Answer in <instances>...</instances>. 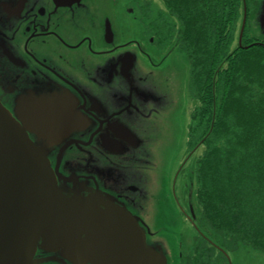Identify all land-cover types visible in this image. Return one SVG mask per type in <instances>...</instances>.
<instances>
[{
    "label": "flooded vegetation",
    "instance_id": "flooded-vegetation-1",
    "mask_svg": "<svg viewBox=\"0 0 264 264\" xmlns=\"http://www.w3.org/2000/svg\"><path fill=\"white\" fill-rule=\"evenodd\" d=\"M57 2L0 0V100L34 141L42 131L57 134L47 149H52L61 186L72 189L70 180H78L114 195L139 218L149 242L162 247L168 264H231L230 251L202 223L191 175L185 183L187 198L178 194L187 158L171 178L161 168L159 193L145 194L149 157L144 158L146 169L130 168L138 152L156 149L151 136H143L144 145L121 139L123 151H109L116 120L137 133L144 120L165 118L161 108L170 91L151 77L166 73L167 52L172 51L156 41L162 7L152 0ZM253 38L264 44V38ZM128 54L135 60L125 76ZM188 224L194 230L191 241ZM36 257L40 264H82L60 252L38 250Z\"/></svg>",
    "mask_w": 264,
    "mask_h": 264
},
{
    "label": "trees",
    "instance_id": "trees-1",
    "mask_svg": "<svg viewBox=\"0 0 264 264\" xmlns=\"http://www.w3.org/2000/svg\"><path fill=\"white\" fill-rule=\"evenodd\" d=\"M162 1L156 41L185 54L199 102L188 146H204L191 175L202 223L230 252H264V44L248 32L257 1L247 0L242 45L243 0Z\"/></svg>",
    "mask_w": 264,
    "mask_h": 264
},
{
    "label": "water",
    "instance_id": "water-1",
    "mask_svg": "<svg viewBox=\"0 0 264 264\" xmlns=\"http://www.w3.org/2000/svg\"><path fill=\"white\" fill-rule=\"evenodd\" d=\"M57 1L71 4L79 0ZM256 1L254 23L260 31L258 38H264V0ZM243 2L240 45L247 23V2ZM125 57L128 61L122 71L129 76L135 56ZM151 77L161 89L170 91L169 101L161 108L165 118L144 120L143 129L138 126L137 133L116 120L115 135L109 138L110 152L123 151L121 139L129 140L132 145L142 141L144 145L143 136L148 135L155 147L166 146L167 131L173 133L169 114L178 105L180 86L166 73L155 72ZM39 133L41 138L34 141L0 100V264H40L42 261L36 257L38 250L60 252L82 264H168L162 247L149 242L139 218L114 195L86 182L79 184L78 180H70L74 183L72 189L59 184L58 178L62 176L52 162V149H47L57 134L53 130ZM143 150V154L137 153L140 158H135L130 170L146 169L144 158L149 157L152 170L144 176L147 183L143 186V193L149 194L159 182L161 157H157L155 149ZM164 151L160 149L159 153ZM151 173L157 175L156 179L150 178ZM191 183L193 186L192 178ZM133 189L137 190L138 186Z\"/></svg>",
    "mask_w": 264,
    "mask_h": 264
},
{
    "label": "rangeland",
    "instance_id": "rangeland-1",
    "mask_svg": "<svg viewBox=\"0 0 264 264\" xmlns=\"http://www.w3.org/2000/svg\"><path fill=\"white\" fill-rule=\"evenodd\" d=\"M152 1L158 7L164 8L165 4L162 0H152ZM255 11L252 10L248 18V32L251 37L260 36L259 28L257 27L256 23H254ZM240 23H241V19L239 24ZM237 36L238 35L236 34V38ZM235 45H237V39ZM164 68H166V73L172 79H174V81L178 83V86H180V97H179L180 104H178L176 109H174L169 114L170 115L169 121L173 133L170 132V129H169V133L167 131L166 147H165L167 148L166 151H164L163 154L159 153L160 146H156L155 150L157 153V157L158 158L161 157L160 160L158 159V162H161L159 166L161 165V167L164 170L170 171V178L175 175L176 171L182 165L183 161L186 158L188 159L185 169H183V172L178 178V194L180 195L181 198L183 197L187 198V190H188L187 185L189 184L188 174L192 175L191 171L195 165V162L201 157L202 153L204 152V146L197 143L198 145H195L196 146L195 151L192 154H189V152L192 149H190L188 146L189 124L191 121V114L195 106L199 104V102L195 100L189 93V83H190L189 62L184 53L179 51L177 48H174L172 51L167 52V62L165 63ZM163 148L164 147L161 145V149ZM189 170L190 172L188 173L187 171ZM156 176L155 173H151L150 178L156 179ZM185 183L187 185H185ZM159 186H160L159 182H157L154 185L153 194L159 193L160 191ZM191 190L194 195V202L196 204V209L199 210L200 207L196 202L197 182L194 183V188L191 183ZM206 233L208 234V232ZM186 235L188 238H190V240L188 241H191L194 235V230L190 227L189 224L188 227L186 228ZM171 247L174 249L172 244ZM227 254H229L230 256L231 264H264V252L248 247L246 245H241L237 249V251L228 252Z\"/></svg>",
    "mask_w": 264,
    "mask_h": 264
}]
</instances>
